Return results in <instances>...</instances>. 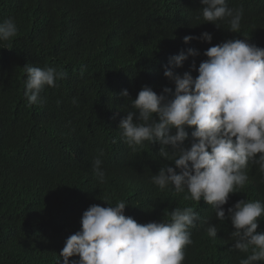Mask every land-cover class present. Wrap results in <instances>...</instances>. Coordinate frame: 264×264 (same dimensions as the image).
<instances>
[{
	"label": "trees",
	"instance_id": "16d2710c",
	"mask_svg": "<svg viewBox=\"0 0 264 264\" xmlns=\"http://www.w3.org/2000/svg\"><path fill=\"white\" fill-rule=\"evenodd\" d=\"M226 3L243 8L237 33L227 21L217 28L197 19L201 0H0V22L11 18L18 28L14 38L0 41V264H63L60 252L81 230L83 212L118 201L140 224L167 222L175 208L192 207L200 219L190 229L193 243L183 264H240L247 258L250 253L232 247L230 220H217L203 200H185L187 192L177 194L171 185L162 191L152 183L161 167H174L158 155L159 143L145 141L133 151L119 129L144 86L158 95L165 87L174 92L163 74L170 57L198 50L173 69L195 79L191 66L198 68L211 46L246 39L264 48V0ZM204 32L212 34L211 44L183 41ZM26 64L66 74L31 106L24 96ZM125 89L127 98L120 95ZM186 130L190 148L194 129ZM97 158L103 183L93 170ZM245 171L244 187L223 206L226 216L240 200L264 204V173L252 162ZM210 225L217 227L216 238L207 234ZM257 232L264 233V215Z\"/></svg>",
	"mask_w": 264,
	"mask_h": 264
},
{
	"label": "clouds",
	"instance_id": "9594fccd",
	"mask_svg": "<svg viewBox=\"0 0 264 264\" xmlns=\"http://www.w3.org/2000/svg\"><path fill=\"white\" fill-rule=\"evenodd\" d=\"M201 4L197 19L217 28H221L218 22L227 21L230 32L240 31L243 8H229L226 0H201ZM17 33L13 19L0 22V41H9ZM193 39L211 44L213 37L204 32L199 37L185 36L183 41L188 44ZM199 54L189 48L187 54L169 58L163 74L174 82V92L165 87L158 95L144 86L132 100L134 110L119 123L121 136L133 151L145 141L159 143L158 155L174 167H161L151 177L152 183L162 191L171 185L177 194L187 192L185 200L205 201L217 220H230L235 229L230 234L232 247L250 253L240 264L264 262V233L257 232L264 204L240 200L227 208V216L223 207L229 195L247 182L249 162L264 173V48L246 39L227 40L204 51L207 59L198 68L193 62L195 79L190 71L183 75L173 71ZM23 68L29 106L41 103L45 87H56V81L66 75L47 66ZM120 95L129 97L126 89ZM186 128L194 129L190 148L185 147ZM101 164L97 158L93 170L103 183ZM126 206L124 201L89 206L82 214L81 230L66 239L60 252L63 264H183L185 248L193 243L190 229L196 227L199 214L192 207L175 208L170 221L140 224L124 214ZM207 234L216 238L217 227L210 225Z\"/></svg>",
	"mask_w": 264,
	"mask_h": 264
}]
</instances>
